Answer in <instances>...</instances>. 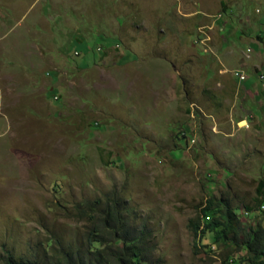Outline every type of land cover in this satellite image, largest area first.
<instances>
[{
    "label": "rangeland",
    "instance_id": "374dc122",
    "mask_svg": "<svg viewBox=\"0 0 264 264\" xmlns=\"http://www.w3.org/2000/svg\"><path fill=\"white\" fill-rule=\"evenodd\" d=\"M46 1L0 0V62L13 55L7 40L25 34L49 52L63 31L64 54L92 65L71 38L86 22L92 49H108L91 68L59 60L76 90L48 94L57 118L3 109L24 151L0 152V264L6 250L49 264L84 247L90 223L78 209L108 194L147 223L162 264H224L227 254L246 264L234 247H194L188 224L213 195L242 227L264 226L262 208L242 209L264 180V0H57L44 13ZM27 85L25 105L37 94Z\"/></svg>",
    "mask_w": 264,
    "mask_h": 264
},
{
    "label": "trees",
    "instance_id": "16d2710c",
    "mask_svg": "<svg viewBox=\"0 0 264 264\" xmlns=\"http://www.w3.org/2000/svg\"><path fill=\"white\" fill-rule=\"evenodd\" d=\"M184 136V135H183ZM181 138V137H180ZM100 208L87 206L78 209L87 214L90 225L84 235V247L62 248L49 264H162L154 257L156 245L145 221L135 224L129 211L123 210L119 196L108 194ZM262 208L264 218V180L256 187L253 205L242 207L246 214H256ZM197 219H190L188 228L194 247H221L244 251L246 264H264V226L242 227L236 207L228 200L209 195ZM258 215V214H256ZM206 241V243H202ZM212 250V248L210 249ZM229 255L223 263L227 264ZM231 262V260H229ZM4 264H46L36 258L14 257L5 251Z\"/></svg>",
    "mask_w": 264,
    "mask_h": 264
},
{
    "label": "crops",
    "instance_id": "0c3cea01",
    "mask_svg": "<svg viewBox=\"0 0 264 264\" xmlns=\"http://www.w3.org/2000/svg\"><path fill=\"white\" fill-rule=\"evenodd\" d=\"M56 3L57 0L46 1L43 5L44 13L50 12L53 4ZM57 18L59 17L56 13V21ZM84 26L85 28H72L73 32L71 38L79 45H83L81 49L83 53L89 52L94 54L93 64L88 66L83 64V62L79 64L76 62L74 63L64 54V49L66 47L64 43L65 40H63V31H58V33L50 39L47 45L54 47V49L49 50V52H47L43 46L40 48L35 38L34 40H30L26 38L25 34H21L17 39L12 38L10 41H6V46L8 48L14 46V50L10 51L13 54L11 57L6 55L4 58L5 60L0 62V129L3 127V129L0 130L1 153H23L24 151L21 147V143H19L21 142L20 139H18L17 136H13L14 129H12V127L15 125V122L8 114L3 112V109L27 107L26 111L29 110L28 113L34 115V117H46L45 119L57 118V94H53L52 98H50L48 94L55 91L57 87L72 91L76 90L74 86H69V78L74 76L68 78L67 74L69 71L59 63V60L61 58L65 59V66L69 64L71 68L75 66L78 69L91 68V66L97 65L95 62L100 59V56L105 54V49L108 48L98 51L96 50L98 48L95 47L93 50L92 46L89 45V40L94 33V25H88L86 22ZM37 31H40V29H37ZM102 36L103 35L100 33H97L94 37L101 39ZM108 41L109 40H107L106 43H108ZM14 43H16V46ZM110 47L111 45L109 49ZM80 53L81 52L74 50L75 55H79ZM29 79L34 84L32 87L37 91V94L30 101L26 102L25 105L23 104V100L20 101L19 96L26 92L23 86H28L27 83ZM32 87L28 90L31 91ZM16 125L20 127L25 124L23 122H18ZM4 143L6 144V148L1 147V144Z\"/></svg>",
    "mask_w": 264,
    "mask_h": 264
},
{
    "label": "built area",
    "instance_id": "2783aa9c",
    "mask_svg": "<svg viewBox=\"0 0 264 264\" xmlns=\"http://www.w3.org/2000/svg\"><path fill=\"white\" fill-rule=\"evenodd\" d=\"M233 75L240 81H244L247 79V77L239 70L233 71ZM260 78H263V76H260Z\"/></svg>",
    "mask_w": 264,
    "mask_h": 264
},
{
    "label": "clouds",
    "instance_id": "9594fccd",
    "mask_svg": "<svg viewBox=\"0 0 264 264\" xmlns=\"http://www.w3.org/2000/svg\"><path fill=\"white\" fill-rule=\"evenodd\" d=\"M97 50H100L99 48Z\"/></svg>",
    "mask_w": 264,
    "mask_h": 264
}]
</instances>
